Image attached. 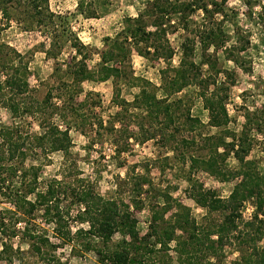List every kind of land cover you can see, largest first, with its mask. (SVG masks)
I'll return each instance as SVG.
<instances>
[{
	"label": "trees",
	"instance_id": "1",
	"mask_svg": "<svg viewBox=\"0 0 264 264\" xmlns=\"http://www.w3.org/2000/svg\"><path fill=\"white\" fill-rule=\"evenodd\" d=\"M46 1L33 0L37 16L42 12L41 4ZM227 1L147 0L136 17L125 19L126 25L120 33L114 38H105V48L100 53L97 69H90L85 62L88 56L83 49H87L86 45L79 40L73 42L79 55L73 57L76 62L65 70V78L60 77L56 86L61 105L53 102V90L43 99L33 93L27 62L17 50L0 43V111L7 109L14 118L11 125H0V178L3 171L6 172L0 184L18 177L22 185L21 189H11L8 194L9 202L14 206L11 212L29 217L37 209H42L47 220L56 225L54 230L59 239L63 243H72L73 237L69 232H63L66 218L60 205V193L55 184L44 191L37 190L38 169L25 165L28 151L40 148L48 152H69L72 146L70 122L87 117L74 105L76 96L83 92L82 83L112 79L117 97L120 93L118 80L125 79L122 63L130 53L126 41L133 42L137 51L145 57L170 61V51L166 52L170 48L167 35L177 28L186 34L182 42V56L177 67L168 65L161 70L162 84L159 89L164 95L159 96L156 90L149 89L152 83L146 81V86H140L133 102L122 100L118 103L146 111L145 116L151 126L155 120L161 121L164 145L174 141L176 145L182 143V150H203V153L189 156L191 170L199 167L222 181H238L229 196L222 197L215 189L206 188L189 178L190 197L206 210L205 220L197 221L190 215L187 206L177 202V212L171 219L153 211L149 229L143 235L129 204L104 198L89 189L76 188L73 195L82 207L78 218L89 223L88 230L80 229L76 235H86L84 250L94 251L102 263L173 264L159 257L155 259L153 255L168 252L174 241L177 253L174 264H225L227 247L235 248L239 253L231 264H264V171L255 159L249 158L257 139L253 131L264 128V112L261 117H255L248 111L240 132L228 127V86L219 82V75L227 72L222 67L218 68V58L210 52L212 47L215 51L222 49L228 60L243 65L241 52L247 50L250 39L236 30L235 42L228 46L231 36L225 25L232 21V17ZM3 2L0 0V11L7 17L8 8ZM244 2L250 15L256 6L261 7L258 17L264 23V0ZM79 6L82 7V4ZM198 13L200 18L195 16ZM197 43L202 49L200 62L194 58ZM78 56L80 60L77 61ZM204 66H207L205 72ZM192 85L198 87V94L209 113L206 124L218 128V132L204 134L200 126L206 124L190 113L183 98L171 99V96ZM55 115L59 116L64 128L55 121ZM69 117L72 119L69 120ZM28 118L35 120L43 129L41 134L23 131L21 120ZM173 125L174 131L168 133L166 130ZM144 127L141 123L144 140L156 137L155 130H145ZM184 131L193 134L187 137L183 135ZM231 156L237 161L235 167L226 163ZM247 201L253 203L255 210L251 219L244 220L241 209ZM0 232L6 239L20 234L16 224L9 228L4 216L0 218ZM117 233L123 236L120 241L114 240ZM21 234V239L30 245L34 260L26 261L20 246L9 253L11 246L5 240L0 248V264H43L50 260L47 258L50 249L56 245L48 237L31 229L28 221ZM71 246L73 248L75 244Z\"/></svg>",
	"mask_w": 264,
	"mask_h": 264
},
{
	"label": "rangeland",
	"instance_id": "2",
	"mask_svg": "<svg viewBox=\"0 0 264 264\" xmlns=\"http://www.w3.org/2000/svg\"><path fill=\"white\" fill-rule=\"evenodd\" d=\"M146 1L47 0L41 4L42 12L37 16L33 0H4L8 16L5 17L0 11V43L17 50L27 62L33 93L43 99L53 90V102L60 104L56 92L59 78H65V70L76 62L73 57L79 55L72 45L73 42L79 40L86 45L87 49H83L88 56L85 62L90 69H97L100 53L105 48V38H114L120 33L126 25L125 19L136 17ZM226 5L232 17V21L225 25L231 36L228 46L235 42L236 30L250 39L247 50L241 52L240 60L243 65L228 60L222 49L215 51L212 47L210 52L218 58V68L222 67L227 72L219 75V82H225L228 86V127L240 132L248 111L254 113L252 115L255 117H261L264 112V23L258 17L261 11L259 5L254 8L252 15L249 14L244 0H228ZM195 16L200 18L201 14ZM185 35L177 28L167 35L170 48L166 52L170 51V61L145 57L137 51L133 42L126 41L130 53L122 63L125 79L118 80L120 93L117 97L112 79L103 82L88 80L82 83L83 92L76 96L74 105L87 117H79L70 122L72 146L69 152H48L40 148L28 151L25 165H33L38 169L37 190L44 191L49 185L55 184L60 193V205L66 218L63 232H69L73 237L71 244H75V247L72 248L70 243H63L59 239L54 230L56 225L47 220L42 209H37L29 217L11 212L14 206L9 202L8 194L11 189L22 187L20 179L16 177L0 184V218L6 217L9 228L16 224L20 234L6 239L0 232V248L6 240L11 246L9 253L15 252L20 246L24 250L25 260L33 261L35 257L31 254L30 245L21 239V231L28 221L31 229L44 234L56 245L50 249L47 257L50 260L43 264H110L100 262L94 251L84 250L86 235H76L80 229H89V223L78 218L82 207L73 195L76 188L89 189L104 198L129 204L138 219L141 235L148 231L153 211L160 214L159 216L163 215L165 219H171L177 212V202L187 206L190 215L197 221L205 220L206 210L190 197L189 178L206 188L215 189L222 197L229 196L238 180L222 181L199 167L191 170L189 156L203 153V150H182V143L176 145L174 141L164 145L161 121L155 120L151 126L149 118L145 116L146 111L133 105L124 106L118 103L122 100L133 102L140 86H146V81L152 83L149 89L156 90L159 96L164 95L159 89L162 84L161 70L168 65H179ZM194 58L197 62L202 60V49L198 43ZM206 69L207 66H204L203 71ZM177 97L183 98L186 108L193 116L199 117L204 124L208 122L209 113L198 94L197 86H189L176 96H171V99ZM0 115V125H11L14 121L7 109L2 108ZM54 119L61 127H65L58 115ZM21 121L24 132H43L32 118ZM141 123L145 130H155L156 137L144 140ZM200 130L204 134L219 131L207 124L201 125ZM166 131H174V125ZM192 134L183 132L187 137ZM253 135L257 139L249 158L255 159L264 171V128L255 129ZM177 136L181 137L180 134ZM226 163L231 167L237 166V161L232 156ZM5 173L3 171L0 179L6 177ZM143 182L146 183L142 185ZM165 208L167 211H164ZM241 210L244 220H249L255 207L252 202L247 201ZM122 238L119 233L114 236L115 241ZM238 255L235 248L227 247L225 264H231ZM153 256L174 264L177 256L175 242H171L168 252L162 251Z\"/></svg>",
	"mask_w": 264,
	"mask_h": 264
}]
</instances>
